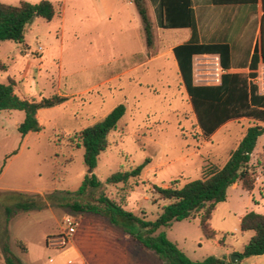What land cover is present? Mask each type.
Segmentation results:
<instances>
[{"label":"rangeland","instance_id":"1","mask_svg":"<svg viewBox=\"0 0 264 264\" xmlns=\"http://www.w3.org/2000/svg\"><path fill=\"white\" fill-rule=\"evenodd\" d=\"M20 1L42 0H0L12 6ZM45 1L55 2L59 14L49 22L33 18L25 27L22 44L0 41V63L7 65L0 70V83L13 80L16 93L28 101L56 95L66 101L41 109V130L24 137L17 131L23 112L0 111V224L7 204L3 194L77 190L88 170L83 149H73L69 139L119 104L125 113L92 172L107 197L122 202L135 219L149 222L165 204L157 201L153 186L165 188L174 180L182 186L201 178L209 167H221L245 130L262 126L241 119L228 122L212 138L202 136L173 56H162L184 34L156 27L153 0L149 5L143 0L151 24L150 46L131 0ZM195 1L198 10L203 0ZM241 43L244 53L248 33ZM39 46L42 51L37 53ZM243 61L241 56L235 63ZM193 72L195 84H217L222 73L214 57L196 59ZM258 83L259 92L264 93L262 78ZM145 160L148 163L138 179L125 185L104 184L120 169ZM250 166L253 191L249 194L239 184L233 185L211 215L210 226L218 233L215 240L202 236L196 220L173 222L158 233L164 232L191 261L222 258L225 251L240 253L251 233L240 232L238 217L248 211L264 214V133L257 140ZM65 216L78 218L80 225L67 243L60 244V223ZM8 230L10 249L24 264H163L133 240L129 232L139 230L135 221H120L116 226L99 216L52 207L16 214ZM222 235L224 249L217 243ZM16 241L24 243L26 251ZM246 264H264V257Z\"/></svg>","mask_w":264,"mask_h":264},{"label":"trees","instance_id":"2","mask_svg":"<svg viewBox=\"0 0 264 264\" xmlns=\"http://www.w3.org/2000/svg\"><path fill=\"white\" fill-rule=\"evenodd\" d=\"M258 0H212L213 4H254ZM140 17L146 45L150 46L152 32L143 0H131ZM262 14L259 21V39L253 49L248 73H228L230 53L227 44H199L190 0H160L157 11V25L162 29L189 28L190 40L172 48L178 72L189 98L197 126L203 137H211L222 125L230 121L248 119L264 124V94L253 83L259 60L264 63V0H260ZM58 6L49 1L30 3L20 1L12 6L0 2V41L22 44L25 27L38 17L51 21L58 15ZM217 56L218 64L224 71L216 85H197L193 79V58L195 56ZM7 65L0 63V70ZM65 97L53 96L39 101L21 100L14 94V82L0 83V111H21L23 120L17 131L24 137L28 133L41 130L36 113L40 109L53 108L63 104ZM125 113L123 105L115 106L102 119L75 133L69 140L73 149H83V163L88 172L83 176L76 191H53L49 194L28 195L20 192L3 194L7 202L3 206L4 220L0 224L1 264H24L10 249L9 222L16 214L40 212L52 207L67 208L73 213L90 214L109 220L118 226L120 221H135L139 225L136 233L129 232L133 240L144 249L152 251L163 264H230L225 258L207 256L200 261H191L178 249L177 244L167 239L161 228H170L173 222L196 220L202 236L215 240L218 233L210 226V219L216 206L226 200L227 191L235 184L240 190L251 193L254 189L250 159L258 138L264 133V126H249L235 148L221 167L207 168L201 178L178 186L171 181L167 187L153 186L157 201L165 203L154 221L135 219L123 209V203L111 199L102 192L103 184L93 174L97 158L108 146V137ZM148 163L128 170H119L107 177L104 184H127L130 179H138ZM264 176V166L262 168ZM134 190V187L131 188ZM98 192V193H97ZM242 234L251 233L240 253H233L234 263L248 257L264 254V214L248 211L239 221ZM128 232V231H127ZM225 236L217 241L224 249ZM16 246L26 251V245L16 241Z\"/></svg>","mask_w":264,"mask_h":264},{"label":"crops","instance_id":"3","mask_svg":"<svg viewBox=\"0 0 264 264\" xmlns=\"http://www.w3.org/2000/svg\"><path fill=\"white\" fill-rule=\"evenodd\" d=\"M146 1L148 5H149V2H152V0H146ZM159 1L160 0H153L152 2V6L154 7V13H155L154 21L156 23L157 28H159L157 25V11H158ZM190 2H191V9L193 10V15H194V22H195V27H196V32H197L198 43L199 44H227L229 47V53H230V63H229L230 68L226 72L228 73H248L250 71L249 63H250V59L253 53V49L255 45L258 43V39H259V21H260V17L262 14L260 0H258L254 4H251V3L213 4L212 0H203L202 7H200L198 10H197L196 1L190 0ZM51 3L54 4L55 2H51ZM159 29H162V28H159ZM162 30H175V31L183 32L184 34L182 37V40H180L176 44L167 46L169 47V50H167L166 53H164L162 56H165V55L173 56L172 48L177 45L187 43L191 37V30L189 28L162 29ZM246 33H248L249 44L247 45V50L244 53H242L241 48L244 47V44L241 42L243 39H245ZM241 56H243L244 61L240 64L235 63L236 59L240 58ZM200 57L201 58L203 57L217 58V56H211V55L195 56L193 58V68H194L195 60ZM222 73H224V71ZM255 73H256V77L252 81L258 86V90L260 91L258 80L262 78V81H264V63H262L260 60L257 64V69ZM193 79L195 83L194 72H193ZM197 85H216V84H197ZM14 94L19 99L26 100L25 96L18 95L15 90H14ZM261 94H264V93H261ZM40 110H38L36 113L37 121H38V114ZM226 124L222 125L214 134H216ZM262 126H264V124H262ZM213 135L211 136V138L213 137ZM231 188H234V187H231ZM243 214H241L238 218L240 219ZM140 248L144 249L142 247ZM144 250H147V249H144ZM226 255L229 258L231 256L230 253H227L225 251L223 257ZM263 257H264V254L261 256H256V257H248V258L242 259L240 262H248V261L252 263L260 262V260Z\"/></svg>","mask_w":264,"mask_h":264},{"label":"built area","instance_id":"4","mask_svg":"<svg viewBox=\"0 0 264 264\" xmlns=\"http://www.w3.org/2000/svg\"><path fill=\"white\" fill-rule=\"evenodd\" d=\"M41 51H42V47L39 46L37 48L36 52L40 53ZM220 69H221V67H220ZM221 71L223 72L222 69H221ZM79 225H80V221L78 218L68 217V216L63 217L62 221L60 223V235H59L60 244L67 243L69 241L70 236L75 233V231L77 230ZM230 264H246V262H238V263H230Z\"/></svg>","mask_w":264,"mask_h":264},{"label":"water","instance_id":"5","mask_svg":"<svg viewBox=\"0 0 264 264\" xmlns=\"http://www.w3.org/2000/svg\"><path fill=\"white\" fill-rule=\"evenodd\" d=\"M230 259H231L230 262H231V263H234L235 260H236V257L231 255V256H230Z\"/></svg>","mask_w":264,"mask_h":264}]
</instances>
